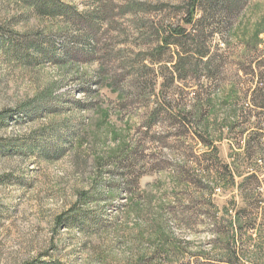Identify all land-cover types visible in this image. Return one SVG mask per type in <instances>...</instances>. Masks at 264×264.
<instances>
[{
	"label": "rangeland",
	"instance_id": "1",
	"mask_svg": "<svg viewBox=\"0 0 264 264\" xmlns=\"http://www.w3.org/2000/svg\"><path fill=\"white\" fill-rule=\"evenodd\" d=\"M39 1L0 0V264H264V0Z\"/></svg>",
	"mask_w": 264,
	"mask_h": 264
},
{
	"label": "trees",
	"instance_id": "2",
	"mask_svg": "<svg viewBox=\"0 0 264 264\" xmlns=\"http://www.w3.org/2000/svg\"><path fill=\"white\" fill-rule=\"evenodd\" d=\"M201 1L204 3V5L208 4V6L204 7L205 10H203L204 11L203 15L200 16L198 19H195V14H196L195 9H196V6L199 3H201ZM213 1L214 0H190L189 4H188L189 8H188V12H187L188 14L186 17V23L189 25H194L195 22H201V21H204V19H206L209 24H208V26L205 27V29L206 28L208 29L213 25H219L218 24L219 20H217L218 21L217 23H216V21H214L216 18V15L213 12V8L210 4ZM243 1L244 0H216V4H217L216 7H220V6L223 8L225 7L228 9L227 11H229L231 13V11L235 12L238 9V7L243 3ZM36 5H37V7H38V5L39 6L42 5L41 8L43 9V11H47L48 7H50L49 9H51L50 11H52L53 13H54L53 9H56V10H59L60 12H62L61 10H64V8H65L64 4L59 3L58 1H55V0H54V2L52 0L51 6H48V3L46 1H43V0H40L39 4H36ZM218 10L220 11L221 9L217 8V11ZM221 13L222 12H220V15H221ZM220 15H219V18L221 17ZM170 35H171V37H176V38L179 37V38L187 40L189 38L190 34H187L184 29H180L177 27L173 31L170 32ZM202 35H203V42L201 43V45H202V47L205 48V39H206L207 35H205V33H202ZM176 38H175V40H176ZM166 43H170V42H166ZM180 44H181L180 42H174V45L176 46V48L181 47ZM185 53H187V51H185V49H183L181 47L179 50H177V57L173 61V66H175V68H176V70H175L176 71V78L180 79V80L188 75L187 65H189L190 63H188L186 58L183 57V55H185ZM207 56L208 55L205 53V51H201L199 53L198 57H199L200 61H203V59H205L206 60L205 64H207L205 68L210 69L211 68V63H210L211 59H209ZM262 105H264V104H262Z\"/></svg>",
	"mask_w": 264,
	"mask_h": 264
}]
</instances>
